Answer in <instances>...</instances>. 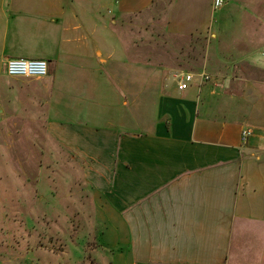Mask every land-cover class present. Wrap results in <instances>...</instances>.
I'll return each instance as SVG.
<instances>
[{
	"label": "crops",
	"instance_id": "obj_1",
	"mask_svg": "<svg viewBox=\"0 0 264 264\" xmlns=\"http://www.w3.org/2000/svg\"><path fill=\"white\" fill-rule=\"evenodd\" d=\"M245 3L252 13L169 0V40L144 48L155 0H112L104 13L88 0H0L1 62L49 66L42 78L0 68V134H49L78 151L64 136L87 134L89 180L122 198L116 264H264V0ZM199 40L191 67L181 55ZM185 72L194 79L179 90ZM139 98L154 103L143 128Z\"/></svg>",
	"mask_w": 264,
	"mask_h": 264
},
{
	"label": "rangeland",
	"instance_id": "obj_2",
	"mask_svg": "<svg viewBox=\"0 0 264 264\" xmlns=\"http://www.w3.org/2000/svg\"><path fill=\"white\" fill-rule=\"evenodd\" d=\"M88 1L104 13L105 5L112 0ZM223 1L228 6L243 5L245 11L252 13L253 9L245 3L249 0ZM168 2L155 0L154 8L148 12L154 22L140 24L139 38L144 48H160L169 40L164 31ZM81 6L87 9L86 5ZM146 28L148 33H143ZM201 45L199 40L194 51L185 46L181 60L194 66ZM5 63L0 57L3 70ZM139 99L138 121L143 128L151 120L149 110L154 112V103L152 98ZM128 116L124 119L127 124L131 122ZM64 137L70 142L77 139L83 150H75L72 144L69 147L58 136L49 134H0V264H116L117 246L125 243L121 215H117L115 208L122 198L113 182L108 187L111 185L114 190H109L105 189V179L98 180L99 186L89 180L84 150L87 134Z\"/></svg>",
	"mask_w": 264,
	"mask_h": 264
},
{
	"label": "built area",
	"instance_id": "obj_3",
	"mask_svg": "<svg viewBox=\"0 0 264 264\" xmlns=\"http://www.w3.org/2000/svg\"><path fill=\"white\" fill-rule=\"evenodd\" d=\"M224 4L223 0H214L215 7H221ZM48 62L40 57H11L6 60L5 72L11 77H28L42 78L48 74ZM200 78L208 80L209 76L201 73ZM177 87L179 90L186 89L194 79V74L190 72L180 73L176 75ZM253 133L251 128H245L241 132L242 140H245Z\"/></svg>",
	"mask_w": 264,
	"mask_h": 264
}]
</instances>
